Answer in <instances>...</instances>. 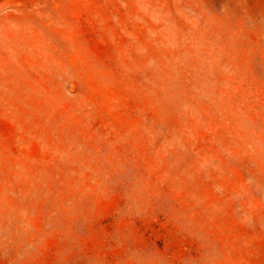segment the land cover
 <instances>
[{"label": "rangeland", "instance_id": "1", "mask_svg": "<svg viewBox=\"0 0 264 264\" xmlns=\"http://www.w3.org/2000/svg\"><path fill=\"white\" fill-rule=\"evenodd\" d=\"M0 264H264V0H0Z\"/></svg>", "mask_w": 264, "mask_h": 264}]
</instances>
